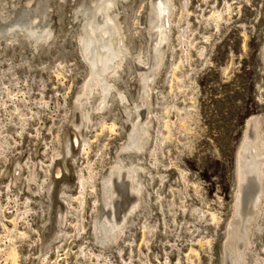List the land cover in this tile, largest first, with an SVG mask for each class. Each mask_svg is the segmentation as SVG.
Returning <instances> with one entry per match:
<instances>
[{
  "label": "rangeland",
  "instance_id": "rangeland-1",
  "mask_svg": "<svg viewBox=\"0 0 264 264\" xmlns=\"http://www.w3.org/2000/svg\"><path fill=\"white\" fill-rule=\"evenodd\" d=\"M3 1L2 13L11 15L0 21V264H228L223 251L237 190L235 155L252 118L264 141V0H172L170 20L178 4L186 12L169 31L170 50L148 100L137 108L149 133L137 159L145 167L142 201L134 218L130 214L132 223L129 217L115 243L106 245L93 229L101 210V174L123 155L126 119L134 115L112 104L100 126L91 113L92 126L81 130L87 143L78 140L67 162L72 199L55 202L45 187L81 109L77 100L87 68L75 40L81 13L74 11L81 0ZM133 1L120 11L127 14L131 7L127 15L138 33L129 36L128 47L145 56L149 0ZM32 16L34 25L52 28L53 45L35 49L24 38L3 41L7 25ZM130 70L121 72L123 82L116 85L132 108L141 92L134 65ZM64 175L53 180L62 182ZM260 208L263 227L251 231L248 245L256 264H264V197ZM121 209L115 208L116 219ZM58 210L62 222L49 225ZM244 262L252 264L249 255Z\"/></svg>",
  "mask_w": 264,
  "mask_h": 264
},
{
  "label": "bare ground",
  "instance_id": "bare-ground-1",
  "mask_svg": "<svg viewBox=\"0 0 264 264\" xmlns=\"http://www.w3.org/2000/svg\"><path fill=\"white\" fill-rule=\"evenodd\" d=\"M2 1L3 0H0V3ZM129 1L130 0H88L87 3L81 0V3L74 11L75 13H81V18L76 24L77 27L75 40H77L79 44V53L82 56L85 67H87L84 84L77 100L81 109L76 111L77 117L74 120L72 119L71 127L66 130L67 134L64 140V149L61 157H59V162L52 166V170H54L53 179L61 176L64 170L66 173V175H64L63 177L64 180L62 182H58L51 179V177L50 181H48L45 187L46 191L50 193L49 196H51L52 199L54 198V195L56 196L55 202L66 201V199L64 198L66 196L70 198L71 196L69 195L68 190L73 184V182H71V175L73 171L71 172L70 168L68 169L70 165H68L69 163L67 164V162L70 161L68 160V158L71 159L72 155L70 153H72V151L77 147L78 140L82 141V143H84L85 141L84 137L81 134V130L83 128L88 129L89 127H91L92 125L90 124H92L93 119V123L97 122L100 126H104L106 120L105 117H107L105 115H107L108 113L111 114V112L113 111V107H111L112 104H116V107H118V104L119 107L121 105L126 115L128 113H132V115H134L133 118L126 119L128 121V127L125 130V142L121 147L123 155L118 154L117 158L114 160V162H112L113 164L110 165V167L103 174H101V210L98 217L95 218L93 229L96 230V232L100 233L101 237L99 238L98 243L102 245L113 243L120 236V234H122L121 231L124 230L122 229L124 223H126V220L130 217L132 211L135 208L137 209L139 203H141L139 202L140 197L138 198L141 192L142 182L140 180L142 177L140 173L145 171V167L143 166V163H140L141 161L137 162V159H139L138 155L140 157L142 152L146 150L145 144L149 139V133L147 128L148 122L147 120L141 119L139 117L137 108L139 107V105L146 103V99L149 96L148 90H150V85L151 83L153 85L156 71L161 66V61L166 52V49L169 48L168 42L170 40L168 33L170 30L172 31L173 25L178 28L176 25L180 23L181 12H183L182 14H184L185 11H182L184 7L182 9V6L178 4L179 11L174 14L173 20H170V17L175 9V5L172 0H149L147 7L148 11L146 14L147 27L145 33L148 37L146 40L147 45L145 48L147 53L145 54V56H143L142 52L137 51L136 48L135 53L132 47L131 48L133 53L129 48V44L132 41L131 39H129V36H133L132 34L135 32L138 33V30H136L137 27H135V20L132 18L130 19L127 15L129 13L128 10L131 7H128L127 14L124 13L125 11H123L125 10L123 9L124 7L129 6ZM39 2H41V0H38L36 2V5ZM118 5L120 6L118 7ZM47 6L50 7L49 5ZM47 8L46 10L49 9ZM120 9L123 10L120 11ZM45 12L46 11L44 10V12L42 13ZM121 12H123V14H120ZM9 15H11V13ZM9 15L8 13H2V8L0 7L1 22L2 20H5V18ZM34 21H36L35 16H32L31 18H28L26 20H17L7 25V28H5V32L7 31L8 33L7 36L4 37L3 41L5 43H8L15 40L16 42V40L18 41L19 38H24L23 41L27 39L30 43L33 44V47L35 49L36 47L43 46L44 44L45 46L50 44L48 46L50 47L54 42L53 40L55 39L54 34L51 31L52 28L48 27L49 24L48 26L47 24H44L42 26H38L36 24L34 25ZM14 28H17V31L13 32L12 30ZM1 31L2 30L0 29V32ZM3 35L5 36L6 34ZM262 58L264 59V54ZM133 65L134 72L136 73V79H138V89H140L141 93H139L140 102L137 104L135 103V101L132 105L133 107L129 108L125 103V101L128 99H125V94L122 92V90H120V88L117 87L116 83L121 84L123 82L122 81L120 83L123 77L121 75V72L130 70ZM153 93L155 92L153 91ZM115 110L117 111V109ZM91 113L96 114L95 118H91ZM112 124L113 122L109 125V127H111ZM247 127L248 129H250V133L245 134L244 138H242L240 142L241 144L238 147L235 155V179L237 190L234 195V205L231 215L232 217L226 225L227 242L223 251L224 255H226L228 264H243L245 263L244 261L246 255H249L252 264L257 263V258H255L253 254H251L248 248L250 242L249 236L251 235L252 230L259 231L263 227L258 225L257 220L259 218L261 210L260 207L264 197V141L262 142V139H260L259 121L256 118H252L250 121H248ZM85 143L87 142L85 141ZM72 162L73 160L70 164H72ZM76 175H78V173H76ZM16 179L17 177L14 178V181ZM81 181L82 180H80V184ZM131 196H134L135 198H131ZM140 201H142L141 198ZM244 204L246 205V208L243 210L242 205ZM117 206L124 209H121L118 219H116L114 216L115 208ZM133 213L131 217H133ZM56 214L58 216L57 220L55 217L53 219H49V225L52 223L59 224L60 222H62L61 212L58 210ZM131 217L130 221L132 220ZM13 249H10L9 254H7L11 258V260L15 262L14 253L16 252ZM224 262H222L221 264H224Z\"/></svg>",
  "mask_w": 264,
  "mask_h": 264
}]
</instances>
